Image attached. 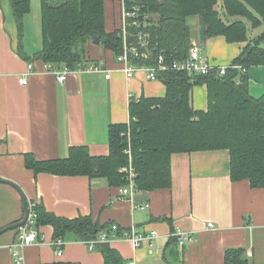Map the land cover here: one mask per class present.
<instances>
[{"label": "crops", "instance_id": "obj_1", "mask_svg": "<svg viewBox=\"0 0 264 264\" xmlns=\"http://www.w3.org/2000/svg\"><path fill=\"white\" fill-rule=\"evenodd\" d=\"M9 4L0 0V178L19 187L28 202L56 216L91 215L100 224L155 230L158 235L138 248L125 238L107 242L123 264H224L225 251L238 247L249 264H264V187L232 181L227 150L172 154L171 186L137 190L132 199L122 197L118 187L101 177L35 174L25 167L26 154L39 161L63 159L74 146H85L92 156L108 155L110 124L129 123L131 101L163 97L166 87L144 69L127 77L112 50L94 42L87 43L81 67L68 69L66 79L58 82L47 64L32 58L42 48L40 0L39 7L23 16L21 41ZM122 8L121 1L104 0L106 32L120 27ZM197 29L192 42L216 63L230 64L246 45L245 41L229 43L222 35L201 42ZM93 66L99 69H90ZM247 74L249 89V69ZM21 75L26 77L24 84L18 82ZM192 103L195 109H206L205 84L194 85ZM134 202L149 206L134 208ZM23 215L19 191L0 182V229ZM38 229L40 241L22 249L24 264H105L101 243L90 248L85 239L67 232L58 255L51 244L53 227L45 224ZM188 233L192 241L170 244L172 234ZM16 237L15 228L0 234V264H12Z\"/></svg>", "mask_w": 264, "mask_h": 264}, {"label": "trees", "instance_id": "obj_2", "mask_svg": "<svg viewBox=\"0 0 264 264\" xmlns=\"http://www.w3.org/2000/svg\"><path fill=\"white\" fill-rule=\"evenodd\" d=\"M17 24L19 41L23 34V16L30 0H8ZM125 9L137 8L128 18V42L147 33L145 53L133 57L137 65L157 66L161 54L164 63L185 58L192 44L189 17H197L198 39L222 35L227 42H246L223 75L216 70L207 74L165 69L157 71L166 87L163 97H141L129 104V123L110 124L108 155L92 156L85 146L70 148L67 158L39 161L26 154L25 167L35 174L86 175L104 178L111 187L126 184L121 167L129 164L130 149L139 190L151 191L171 186V156L174 153L227 150L232 181L247 180L251 187H264V93L255 97L248 89L247 70L264 65V32L251 39L246 20L252 28L264 22V0H118ZM42 48L32 55L50 68L81 67L86 45L93 35L116 55L122 50L120 27L106 32L104 0H40ZM241 17V18H236ZM136 21V24H132ZM21 49V45H19ZM19 52L29 60L23 51ZM205 84L207 107L195 109L194 85ZM129 131V135L126 132ZM36 225L50 224L54 238L71 232L78 239L95 238L107 231L110 222L100 224L91 215L68 219L35 205ZM120 226V225H119ZM121 227V226H120ZM18 234V228H15ZM177 237L170 238L175 245ZM105 264H123L119 254L101 243ZM175 247V246H174ZM224 264H249L241 248L225 251Z\"/></svg>", "mask_w": 264, "mask_h": 264}, {"label": "built area", "instance_id": "obj_3", "mask_svg": "<svg viewBox=\"0 0 264 264\" xmlns=\"http://www.w3.org/2000/svg\"><path fill=\"white\" fill-rule=\"evenodd\" d=\"M137 15V8L134 7L132 10H127L123 6L122 8V20L120 25V33L122 37V50L120 53L116 54V60L121 63V70L127 77H132L138 69H144L148 77L151 79L158 78L157 71L165 70V69H174L178 71H187L191 74H207L213 70H216L219 75H223L227 68H237L241 71H245V69L238 64H227L223 65L220 63L214 62L209 56L203 54L201 48L196 44L192 43L188 55L182 59L173 60L169 65L164 63L163 55H159L157 58V66L150 65H137L133 62V57H137L138 55L145 54L140 52V48L146 46V38L147 33H139L135 35V42H128V30L127 26L129 23L127 22L128 18H133ZM136 21H133L132 24H136ZM32 63L28 62V69L31 70ZM48 68L49 65H48ZM57 77L58 82H63L66 79L67 68L62 66L61 69L58 68H50ZM90 69L98 70L99 68L96 66L90 67ZM106 77L109 74L105 75ZM18 82L21 84L26 83L25 75H21L18 77ZM129 135V131L126 132ZM129 158V164L127 166L121 167L120 171L125 174L126 184L119 187L120 195L122 197L132 199L134 193L138 190L135 184V176L136 172L132 165V157L130 153V149H126L125 151ZM36 203L34 201H27L28 208V216L25 223L18 228V234L15 242L12 244V264H24V257L22 249L25 245L40 241V232L36 225V211H35ZM149 206L148 202L145 203H133L134 208L144 209ZM213 224L209 221L208 227H212ZM158 234L155 230H151L148 232H140L135 226H131L129 228H122L118 224L112 223L107 231H101L95 238L85 239L84 242L91 248L97 243H107L112 239L125 238L127 239L132 248L141 247L144 241H148L156 237ZM171 236L177 237V242L180 246H182L186 241L190 242L193 240L192 234H172ZM63 240L61 237L57 239L54 238L51 242L53 246L57 249V254L61 255L62 253V245ZM126 264H132V262L128 261Z\"/></svg>", "mask_w": 264, "mask_h": 264}, {"label": "rangeland", "instance_id": "obj_4", "mask_svg": "<svg viewBox=\"0 0 264 264\" xmlns=\"http://www.w3.org/2000/svg\"><path fill=\"white\" fill-rule=\"evenodd\" d=\"M38 3L39 0H30V10L32 11L34 7H39ZM244 20L245 19H243V21ZM188 21L191 24L192 32H194L200 26L197 17H189ZM246 23L248 25V33L251 39L258 38V36L264 32V22H262V24L256 28H252L250 25L251 23L248 20H246ZM249 76L251 78L249 84L250 92L255 96H259L260 94L264 93V65L250 67Z\"/></svg>", "mask_w": 264, "mask_h": 264}, {"label": "water", "instance_id": "obj_5", "mask_svg": "<svg viewBox=\"0 0 264 264\" xmlns=\"http://www.w3.org/2000/svg\"><path fill=\"white\" fill-rule=\"evenodd\" d=\"M92 41L94 43L98 44V43H100V38L97 35H93ZM0 182H6V183H9L12 186L16 187V189L19 191V193L21 195L22 203H23V208H24V215H23V217L19 221L14 222V223H12V224H10L8 226H5V227L1 228L0 229V234H1L2 232L7 231L9 229L19 228L20 226H22L25 223L26 219H27V216H28V208H27V199L25 198L24 194L22 193V191L20 190L19 187L15 186L14 183L12 184V182H10L8 180H5V179H2V178H0Z\"/></svg>", "mask_w": 264, "mask_h": 264}, {"label": "bare ground", "instance_id": "obj_6", "mask_svg": "<svg viewBox=\"0 0 264 264\" xmlns=\"http://www.w3.org/2000/svg\"><path fill=\"white\" fill-rule=\"evenodd\" d=\"M192 43H194V42H192Z\"/></svg>", "mask_w": 264, "mask_h": 264}]
</instances>
